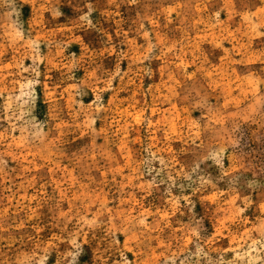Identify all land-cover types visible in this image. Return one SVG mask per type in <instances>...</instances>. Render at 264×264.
Wrapping results in <instances>:
<instances>
[{
	"label": "rangeland",
	"instance_id": "374dc122",
	"mask_svg": "<svg viewBox=\"0 0 264 264\" xmlns=\"http://www.w3.org/2000/svg\"><path fill=\"white\" fill-rule=\"evenodd\" d=\"M0 264H264V0H0Z\"/></svg>",
	"mask_w": 264,
	"mask_h": 264
}]
</instances>
